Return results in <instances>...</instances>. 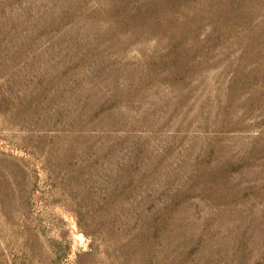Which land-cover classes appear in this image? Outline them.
<instances>
[{
    "label": "rangeland",
    "instance_id": "1",
    "mask_svg": "<svg viewBox=\"0 0 264 264\" xmlns=\"http://www.w3.org/2000/svg\"><path fill=\"white\" fill-rule=\"evenodd\" d=\"M0 264H264V0H0Z\"/></svg>",
    "mask_w": 264,
    "mask_h": 264
}]
</instances>
